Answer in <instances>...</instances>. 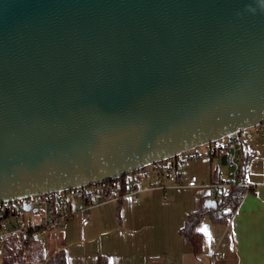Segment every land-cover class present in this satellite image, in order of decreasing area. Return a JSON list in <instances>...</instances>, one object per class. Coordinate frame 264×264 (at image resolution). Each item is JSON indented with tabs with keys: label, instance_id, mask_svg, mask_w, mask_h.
Masks as SVG:
<instances>
[{
	"label": "water",
	"instance_id": "water-1",
	"mask_svg": "<svg viewBox=\"0 0 264 264\" xmlns=\"http://www.w3.org/2000/svg\"><path fill=\"white\" fill-rule=\"evenodd\" d=\"M262 123L264 0H0V203Z\"/></svg>",
	"mask_w": 264,
	"mask_h": 264
},
{
	"label": "crops",
	"instance_id": "crops-1",
	"mask_svg": "<svg viewBox=\"0 0 264 264\" xmlns=\"http://www.w3.org/2000/svg\"><path fill=\"white\" fill-rule=\"evenodd\" d=\"M252 157V171L241 178L255 188L239 201L226 221L206 217L199 226L203 249L196 254L192 243L181 233L188 216L212 200L211 183L233 178V168L225 158L204 157L182 167L184 185L197 176L199 186L145 190L133 198L107 201L89 212V224L82 215L69 220L62 230L39 236L40 243L64 250L67 264H264V133L244 149ZM49 255V256H51ZM27 258V257H26ZM0 256V264H4ZM28 260V258H27Z\"/></svg>",
	"mask_w": 264,
	"mask_h": 264
},
{
	"label": "built area",
	"instance_id": "built-area-1",
	"mask_svg": "<svg viewBox=\"0 0 264 264\" xmlns=\"http://www.w3.org/2000/svg\"><path fill=\"white\" fill-rule=\"evenodd\" d=\"M264 133V123L245 129L214 143L202 145L196 149L181 153L177 157L164 162H158L141 170L128 173L122 177L100 182L95 185L56 191L53 193L34 195L25 199L0 203V256L5 254L4 240L11 236L23 235L29 240L32 233L39 236L50 231L62 230L65 224L75 215H82L83 225L89 224V212L93 207L107 201H119L130 196L137 201L136 195L145 190H165L167 187L196 188L199 186L197 176L189 178L184 185L182 167L184 163L204 157H220L233 168V178L211 183L212 200L224 202L235 189L239 190L240 200L255 188L254 184L239 178L240 155L248 141L255 140V132ZM245 171H252V157L247 155ZM126 189V192L123 190ZM28 205V208L25 207ZM28 258V257H27ZM219 256L214 252L212 262L215 264ZM196 264H203L197 262Z\"/></svg>",
	"mask_w": 264,
	"mask_h": 264
},
{
	"label": "trees",
	"instance_id": "trees-1",
	"mask_svg": "<svg viewBox=\"0 0 264 264\" xmlns=\"http://www.w3.org/2000/svg\"><path fill=\"white\" fill-rule=\"evenodd\" d=\"M246 159L247 154L243 150L240 155L241 167L238 174L240 179L244 176ZM123 192H126V189ZM239 201V190L235 189L224 202H218L217 208L203 207L188 216L181 233L192 243L196 254H200L203 249L204 237L199 229L202 221L206 217H210L216 222L226 221L228 215L237 207ZM4 244V264H67L65 251L60 250L48 256L44 246L40 243L39 235L35 232L31 234L29 240L19 234L6 238ZM26 257H28V260Z\"/></svg>",
	"mask_w": 264,
	"mask_h": 264
},
{
	"label": "rangeland",
	"instance_id": "rangeland-1",
	"mask_svg": "<svg viewBox=\"0 0 264 264\" xmlns=\"http://www.w3.org/2000/svg\"><path fill=\"white\" fill-rule=\"evenodd\" d=\"M256 130L254 129V132H255ZM53 250H54V248L52 247V246H46V248H45V251H46V254L49 256V255H51V253L53 252Z\"/></svg>",
	"mask_w": 264,
	"mask_h": 264
}]
</instances>
